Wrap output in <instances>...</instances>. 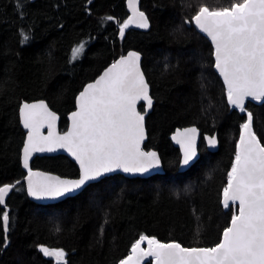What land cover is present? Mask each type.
<instances>
[{
  "label": "trees",
  "instance_id": "1",
  "mask_svg": "<svg viewBox=\"0 0 264 264\" xmlns=\"http://www.w3.org/2000/svg\"><path fill=\"white\" fill-rule=\"evenodd\" d=\"M20 2L22 9L17 0H0V187L26 175L21 103L44 99L60 115L64 130L82 87L130 49L142 54L154 99L144 148L159 152L164 172L146 178L110 175L47 205L30 200L24 182L17 184L0 205V264H57L41 246L63 249L61 264H117L140 235L188 247L216 245L238 210L235 203L224 208L221 196L241 126L251 112L253 130L264 145V102L247 100L245 111L229 105L211 42L185 20L202 6L218 10L241 0H138L149 27H128L123 36L120 26L130 16L127 0ZM80 44L83 50L73 59ZM138 108L143 111V103ZM188 125L201 130L200 156L179 171L181 153L169 136ZM213 132L219 140L214 152L203 140ZM31 167L78 175L76 164L63 154L37 156ZM4 211L10 217L7 233Z\"/></svg>",
  "mask_w": 264,
  "mask_h": 264
},
{
  "label": "snow or ice",
  "instance_id": "2",
  "mask_svg": "<svg viewBox=\"0 0 264 264\" xmlns=\"http://www.w3.org/2000/svg\"><path fill=\"white\" fill-rule=\"evenodd\" d=\"M23 6L17 0V7L22 9ZM129 7L133 15L121 24V36L130 24L149 27L147 17L136 7V0H129ZM193 20L215 46V68L227 86L229 104L245 111L246 98L264 100V0H241L218 10L202 6ZM21 36L22 41L29 39L23 31ZM83 47L80 44L73 49V59L79 57ZM139 61V53L129 52L94 83H89L79 94V107L72 113L71 129L62 136L53 131L57 117L43 101L23 104L21 118L29 130L23 148V166L28 169L31 196L37 199L64 197L115 169L147 173L159 167L157 153L141 148L145 138L144 116L136 110V104L144 100L151 107L152 99ZM252 121L253 115L248 112L241 126L228 183L223 189L224 207L238 202V214H233L222 240L213 247H183L175 241L162 243L156 237L140 235L131 246V254L119 264H141L145 257L154 258L155 264H264V145L252 130ZM45 123L49 129L47 136L40 131ZM196 133L193 127L174 137L182 147L183 166H188L197 156ZM206 139L210 146L217 143L214 136ZM56 148L66 149L79 162L78 179H62L29 168L32 153ZM13 187H0V205H5V197ZM9 220V213L4 211L5 233ZM144 241H147V249L141 247ZM40 250L47 257H55L57 264L65 260L63 249L41 246Z\"/></svg>",
  "mask_w": 264,
  "mask_h": 264
},
{
  "label": "water",
  "instance_id": "3",
  "mask_svg": "<svg viewBox=\"0 0 264 264\" xmlns=\"http://www.w3.org/2000/svg\"><path fill=\"white\" fill-rule=\"evenodd\" d=\"M127 6H128L129 11H130V16H129V17H131V16L133 15V11H132V8L129 7V0H127ZM136 7H137L138 11H140V10H139V7H138V0H136ZM140 12H141V11H140ZM196 14H197V13H196ZM196 14H195V15H196ZM195 15H194V16H195ZM194 16H193V17H194ZM193 17H192L191 21H189V20H185V23H186L187 26L194 25V27H195L199 32H201L204 36H206V37L209 39V41L211 42V44H212V46H213L214 69H215V71L218 73V75L220 76V78L222 79V81H223V83H224V85H225V87H226V90H227V86H226V84H225V82H224L223 76L220 74L219 70L215 68V56H214L215 46H214V44H213L211 38L208 37L206 33H203L202 31L199 30V28L196 26V24H195V22H194V20H193ZM127 20H128V19H127ZM129 27H134V28H139V29H145V28H140V27H138L136 24H130ZM147 29H148V28H146L145 30H147ZM129 52H136V53H139V55H140V61H139L140 70H141V72H142L143 75H144V79H145L146 83L148 84V94H149V96H150L151 99H152V105H151V107H148V106H147V102L144 101V100L138 101L137 104H136V110L144 116V122H143V123H144L145 138H144V140L141 142V148H142L143 151H146V152H148V151H154V152H156L157 155H158L159 158H160V165H159V167H157V168L151 169V170H150L149 172H147V173H126V172H124L122 169H115V170L112 171V172H109V173H105V174H103L101 177L97 178L96 180H93V181H89V182H87L86 185H85L84 187H82V189L85 188V187H86L88 184H90V183L97 182V181H99L100 179H102V178H104V177H107V176H110V175H114V174H120V175H123V176L128 177V178H134V177L146 178V177H148V176H150V175H153V174H156V173H163V172H164L163 163H162V159H161V156H160L159 152H158L156 149H154V148H150V149H145V148H144V144H145V142L147 141V138H148V135H147V128H146V117H147L148 114L152 111V107H153L154 99H153L152 96H151V88H150V85H149V83H148V81H147V78H146L145 73H144L143 68H142V54H141L139 51L135 50V49H130V50H128V51H127L124 55H122V56H127ZM122 56L118 57L115 61H113V62H111L109 65H107V66H106V67L100 72V74H99L94 80H92L91 82L86 83V84L82 87V89L78 92V94L76 95L75 100H74V106H75V107H74L73 110H71V111L67 114V120H68V123H67V126H66V128H65L64 130H61L60 127H59L60 115H59L56 111H54V110L49 106V104L47 103V101H45L44 99H37V100H31V101H24V102L21 103V105H20V107H19V123H20L21 128L25 131L24 142H23V145H22V148H21V163H22V166H23V148H24V145H25V143H26V141H27V135H28V131H29L28 129H26V128L24 127L23 122H22V118H21V111H20V110H21V107L23 106V104H25V103L33 104V103H39V102L43 101V102L47 105L49 111L54 112V113L56 114L57 119H56V121H55V126H54L53 131L55 132V134H56L57 136H62V135H64L66 132H68V131L71 129V127H72V118H71V117H72V113L78 110V107H79V105H78V97H79V94L84 90V88H85L89 83H94V82H95V81H96V80H97V79H98V78L104 73V71H105L107 68H109L114 62H116L117 60H119ZM227 99H228V97H227ZM247 100H250V101H252V102H254V103H256V104H259V103L264 102V100L257 101V100H254V99L251 98V97H248V98L245 99V104H246V101H247ZM140 103H143V106H144V110H143V111L139 110V108H138V106H139ZM228 103H229V102H228ZM229 105H230V104H229ZM230 106H231V107H234V108H237V109L240 110V108H238V107H235V106H233V105H230ZM246 120H247V119H246ZM245 122H246V121H245ZM245 122H244V123H245ZM193 127L197 129V133H196V151H197V156L194 158V160H193V162H194V161H195L196 159H198V157L200 156V152H199V149H198V144H199V141H200V139H201V130H200L196 125H188V126H183V127H178V128H176V129L174 130V132H172V133L170 134V136H169V138H170L171 143L173 144V146L177 147V148L180 150V153H181V158H180V162H179V166H178V170H179V171H185V170H186V169H187V168H188L193 162H191L188 166H183V165L181 164V160H182V158H183L182 147H181V144L177 142V139H174V137H176V135H177L178 132H183L185 129H189V128H193ZM252 130H253V127H252ZM40 131H41V133H42L44 136H47V135H48L49 129H48L46 123H45V125L40 129ZM253 131H254V130H253ZM241 132H242V127H241V129H240V133H239L238 140H237V143H236V150H237V144H238V142H239ZM254 133H255V132H254ZM211 136H214V137L216 138L217 143L215 144V146H210V145L207 143V139H206V138H207V137H211ZM256 136H257V135H256ZM257 138H258V137H257ZM258 139H259V138H258ZM203 140H204L205 145H206V148H207L208 150L214 152V151H216V150L218 149V147H219V140H218L217 132H213V133H211V134H210V133H205V134L203 135ZM261 144H262V143H261ZM262 145H263V144H262ZM60 154H63V155H65V156H67L72 162H74V163L76 164V166H77V168H78V175H76V176H63V175H60V174L55 173V172L44 171V170H41V169H34V168L31 167V162H32V160H33L35 157H37V156H55V155H60ZM234 159H235V158H234ZM23 168L26 170V175H25L22 179H20V180L14 182V183H9V184H5V185H13V186L15 187L17 184L24 182L25 190H26V193H27L28 197L30 198V200H32L33 202H35V203H37V204H43V205L54 204V203H57V202H59V201L65 199V198H67V197L74 196L75 194L79 193V192L82 190V189H80V190H78L77 192H74V193H72V194L66 195V196H64V197L37 199L36 197L31 196V195L29 194V192H28V181H27L28 169L25 168L24 166H23ZM29 168H31V170H32L33 172H41V173H44V174H46V175L59 176V177H61L62 179H78L79 176H80V165H79V162L75 159V157H73V156L71 155V153H69L66 149H63V148H56L54 151H44V152H34V153H32V155H31V157H30V159H29ZM2 186H4V185H2ZM2 186H1V187H2ZM14 187H13V188H14ZM13 188L9 191L8 195L11 193V191L13 190ZM8 195L5 197V203H6V199H7ZM221 200H222L221 202H222V205H223V191H222ZM230 203H231V202H230ZM235 204L238 205V202H236ZM2 206H5V205H2ZM223 206H224V205H223ZM224 208H225V207H224ZM236 214H238V210H237V213H236ZM230 225H231V220H230L229 226H230ZM229 226H228V227H229ZM148 237H149V236H148ZM222 238H223V233H222V236H221L220 241L222 240ZM220 241H219V242H220ZM160 242H162V241H160ZM170 242H173V241H170ZM175 242H177V241H175ZM219 242H218V243H219ZM162 243H169V242H162ZM178 243H179V242H178ZM180 244H181V243H180ZM181 245H182V244H181ZM182 246H183V247H188V246H184V245H182ZM214 246H215V245H214ZM141 247L147 249V247H148V245H147V241L142 242ZM193 247H204V246H193ZM130 254H131V248H130V252H129V253H128L123 259H125V258H126L128 255H130ZM52 258H54V257H52ZM121 260H122V259H121ZM121 260H120V261H121ZM150 260H151V264H155V260H154V258H151V257H145V258L141 261V264H144L145 262L150 261ZM120 261H119V262H120ZM119 262H118L117 264H119Z\"/></svg>",
  "mask_w": 264,
  "mask_h": 264
},
{
  "label": "bare ground",
  "instance_id": "4",
  "mask_svg": "<svg viewBox=\"0 0 264 264\" xmlns=\"http://www.w3.org/2000/svg\"><path fill=\"white\" fill-rule=\"evenodd\" d=\"M27 13H28V12H27ZM28 14H29V13H28ZM26 17H27V16H26ZM24 18H25V17H24ZM24 22H25V21H24ZM205 93H206V92H205ZM209 93H210V92H209ZM203 94H204V93H203ZM204 96H205V95H204ZM207 98H209V95L207 96ZM205 99H206V97H205ZM196 160H197V159H196ZM196 160H195V161H196ZM195 161H194V162H195ZM194 162H193V163H194ZM193 163H192V164H193ZM192 164H191V165H192ZM191 165H190V166H191ZM190 166H189V167H190ZM189 167H188V168H189ZM188 168H187V169H188ZM187 169H186V170H187ZM100 180H101V179H100ZM3 184H4V183H3ZM83 189H84V188H83ZM83 189H82V190H83ZM82 190H81V191H82ZM81 191H80V192H81ZM75 195H76V194H75ZM2 209H3V208H2ZM0 221H1V220H0ZM5 240H6V239H5ZM66 258H67V257H66ZM69 258H70V256H69ZM53 259H54V258H53ZM66 263H67V262H66ZM51 264H52V263H51Z\"/></svg>",
  "mask_w": 264,
  "mask_h": 264
},
{
  "label": "rangeland",
  "instance_id": "5",
  "mask_svg": "<svg viewBox=\"0 0 264 264\" xmlns=\"http://www.w3.org/2000/svg\"><path fill=\"white\" fill-rule=\"evenodd\" d=\"M244 124V123H243Z\"/></svg>",
  "mask_w": 264,
  "mask_h": 264
}]
</instances>
